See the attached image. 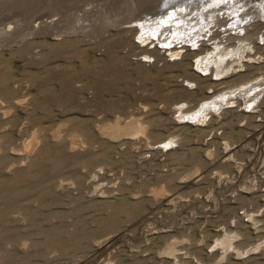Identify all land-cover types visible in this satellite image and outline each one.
I'll use <instances>...</instances> for the list:
<instances>
[{
  "label": "rangeland",
  "instance_id": "rangeland-1",
  "mask_svg": "<svg viewBox=\"0 0 264 264\" xmlns=\"http://www.w3.org/2000/svg\"><path fill=\"white\" fill-rule=\"evenodd\" d=\"M155 1L0 0V264H264V0L212 23L253 34L217 77L210 42L142 41Z\"/></svg>",
  "mask_w": 264,
  "mask_h": 264
},
{
  "label": "bare ground",
  "instance_id": "bare-ground-1",
  "mask_svg": "<svg viewBox=\"0 0 264 264\" xmlns=\"http://www.w3.org/2000/svg\"><path fill=\"white\" fill-rule=\"evenodd\" d=\"M143 1H145V0H143ZM153 2H154V0H153ZM220 2H223L224 4H220ZM155 3H154L155 5L152 4L153 6H155V12H154L155 16L152 17L151 19L147 18V20H143L141 23L139 22V24H138L139 31H141V37L140 38L144 39L142 41H145L146 39H148L151 36L156 37V39H158V40H160L159 39V37H160L162 39L163 43L165 41H169V43H170L172 40L174 41V38H176L178 36H179L178 40L192 39L193 37H195V38H193V40L197 39V41L193 45L194 46L198 45L200 48L199 51H201V52H203L204 50H207V49H204L202 47L203 45H206V44H204V42L205 41L210 42L212 45V51L208 52L205 56L197 59L196 63H197V67L199 69L210 71L211 73L216 75V77L223 74L227 70H232L234 68L232 65L233 64L232 62H230L231 63V65H230L226 61L228 57L239 56L238 58H241L242 52L246 50L244 48V46L248 45L249 48L251 46L253 47V45H251V43L253 41L251 36L253 34H251V32L245 28V25H243V24L241 25L242 21H240L238 23L236 21H234V24L236 26L234 25V27L231 30L233 34H235L236 36L238 35L237 40L239 42H237L235 46H233V47L230 46L231 44L229 43V41L233 38V36H230L231 32H227V30L224 31V35L222 36V39L220 38L217 42L212 40L213 39V37H211V33L213 31L212 27H211L212 23H214V27H215L218 25L217 23H219L218 20H222L223 18L225 20H226V18L230 19V20L231 19L239 20L242 18V17L239 18L238 15L243 14V12L241 11L242 10L241 8H243V5H241L239 7L234 6L233 5L234 0H166L165 5L162 4V2L160 3V2H158V0H156ZM260 4H254V6L257 9H258V7L264 9L263 4L262 5H260ZM150 6H151V3H150ZM150 6H144V8H147ZM185 7H187L188 9ZM182 8H185V9H182ZM225 8H227L225 13H230L228 15L231 16V18H229L228 16L219 17V15H215L217 13L216 11L221 10V12H222V10H223V12H224ZM212 11H214V13ZM257 11L259 13V10H257ZM222 15H224V14L222 13ZM219 18H221V19H219ZM231 21H233V20H231ZM136 27L137 26H129V27L124 28V30H132L133 28H136ZM242 31H243V35L240 36V33ZM230 47H232V48H230ZM172 54L177 55L178 53L174 52ZM191 75L194 76L193 78H195V80H198V77L195 76L194 73ZM203 75L206 76L207 74L204 73ZM209 75H210V73H209ZM190 78H192V77H190ZM207 80L208 79L206 77L205 78L202 77L198 81H200V83L201 82L207 83ZM216 80H217V78L215 79V81ZM187 83L193 84L189 81H187ZM200 83L198 84V87L201 89L203 85H200ZM243 83H245V82H243ZM219 84H221V83L213 82L211 84V86L216 87ZM236 85L234 88H236ZM244 85H242V86H244ZM237 87H239V86H237ZM241 87L236 88V90H228L226 92L224 91L223 93H220L219 95L214 96L211 99V101L209 100V101L202 102L201 104L199 103L200 105L197 107V109L191 111V112H193V113H190L191 116L198 118L203 112L210 111V108H213L217 105H221V103L223 101H225V100L229 99L230 97H232L233 95H235L237 93L236 91H239L241 89ZM246 88L243 87V90ZM190 93L192 95L193 91ZM189 95L190 94H188V96ZM207 98H210V97H206L203 99H207ZM3 101H7V100H5L3 98ZM8 101H9V105H8L9 107L12 106L13 104L15 105V104L19 103L17 100L13 101L11 99V97H9ZM180 101H182V99ZM180 101L176 102L175 107H174V104H175L174 102L168 101V102H170L168 108H177L178 111H181L180 109L183 106H182V104H178V102H180ZM167 106H168V104H167ZM170 116H172V115H170ZM143 118H145V117H143ZM147 118H148V116H147ZM172 119H171V121H172ZM145 120H147V119H145ZM137 122L138 121L136 120L135 122H128L127 121L124 123V124H127V126H129V129L127 131L128 134H131V135L138 134L139 135V133L143 132L146 129L141 124L144 121L141 120V123L140 122L137 123ZM148 122H150V121L148 120L147 123ZM144 124H145V122H144ZM149 124H151V123H149ZM171 142H174V141L172 139H170V141L168 143H171ZM232 239H233V236L225 235L222 237V239L219 240L218 244L221 246L222 250L224 251L223 253H226V251L232 247ZM173 249H174L173 245H169L167 247V252L172 253Z\"/></svg>",
  "mask_w": 264,
  "mask_h": 264
}]
</instances>
